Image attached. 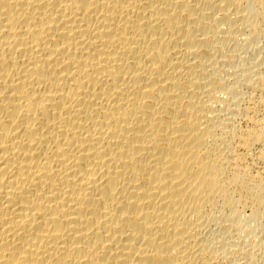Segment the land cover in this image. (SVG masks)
<instances>
[{"label":"bare ground","instance_id":"bare-ground-1","mask_svg":"<svg viewBox=\"0 0 264 264\" xmlns=\"http://www.w3.org/2000/svg\"><path fill=\"white\" fill-rule=\"evenodd\" d=\"M0 264H264V0H0Z\"/></svg>","mask_w":264,"mask_h":264}]
</instances>
